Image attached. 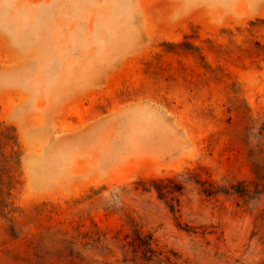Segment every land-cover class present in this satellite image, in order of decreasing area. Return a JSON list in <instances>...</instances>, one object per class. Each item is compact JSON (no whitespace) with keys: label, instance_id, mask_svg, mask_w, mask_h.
<instances>
[{"label":"rangeland","instance_id":"1","mask_svg":"<svg viewBox=\"0 0 264 264\" xmlns=\"http://www.w3.org/2000/svg\"><path fill=\"white\" fill-rule=\"evenodd\" d=\"M0 120V264H264L262 0H0Z\"/></svg>","mask_w":264,"mask_h":264},{"label":"trees","instance_id":"2","mask_svg":"<svg viewBox=\"0 0 264 264\" xmlns=\"http://www.w3.org/2000/svg\"><path fill=\"white\" fill-rule=\"evenodd\" d=\"M16 134L13 126H5L0 120V214L7 216L13 211L12 203L9 201L11 186V169L15 163ZM9 146V152L5 147Z\"/></svg>","mask_w":264,"mask_h":264},{"label":"clouds","instance_id":"3","mask_svg":"<svg viewBox=\"0 0 264 264\" xmlns=\"http://www.w3.org/2000/svg\"><path fill=\"white\" fill-rule=\"evenodd\" d=\"M192 3H196L197 0H191ZM262 2H264V0H262Z\"/></svg>","mask_w":264,"mask_h":264},{"label":"bare ground","instance_id":"4","mask_svg":"<svg viewBox=\"0 0 264 264\" xmlns=\"http://www.w3.org/2000/svg\"><path fill=\"white\" fill-rule=\"evenodd\" d=\"M2 80V79H1Z\"/></svg>","mask_w":264,"mask_h":264}]
</instances>
